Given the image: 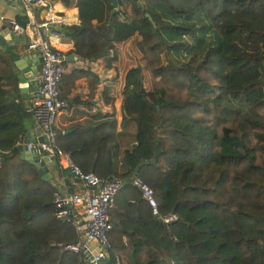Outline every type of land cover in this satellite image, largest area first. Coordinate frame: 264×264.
Returning a JSON list of instances; mask_svg holds the SVG:
<instances>
[{"label":"trees","instance_id":"1","mask_svg":"<svg viewBox=\"0 0 264 264\" xmlns=\"http://www.w3.org/2000/svg\"><path fill=\"white\" fill-rule=\"evenodd\" d=\"M128 1L145 26L135 45L151 90L138 82L134 92L141 103L128 110L135 129L122 153L124 170L114 174L112 167L114 120L101 135L95 133L103 123L63 134L54 127L56 144L83 171L123 180L108 209L109 253L117 252L121 264H131L130 251L136 264H264V0ZM74 3L80 23L73 51L107 53L120 9L111 0ZM25 20L16 17L20 26ZM179 50L189 58L169 57ZM11 60L0 49V78ZM85 132L93 134L79 139ZM16 133L0 135V149L10 148L0 160V264H75L78 254L63 248L76 239L74 228L55 217V189L19 157ZM154 147L155 161L136 174L152 189L158 213L177 215L168 224L128 180ZM101 161L106 169L99 174Z\"/></svg>","mask_w":264,"mask_h":264},{"label":"crops","instance_id":"2","mask_svg":"<svg viewBox=\"0 0 264 264\" xmlns=\"http://www.w3.org/2000/svg\"><path fill=\"white\" fill-rule=\"evenodd\" d=\"M46 1L45 5L34 6L32 15L35 20L50 17L56 19L48 24L44 37L63 57L64 70L59 90L68 105L56 116L55 128L63 134L73 131L76 125L95 126L103 123L95 133L101 135L110 132L109 121L114 120L115 145L112 146L111 162L114 174H119L125 168L121 159L123 150L131 148L134 143L135 123L127 117L128 110L135 109L141 103L135 98L134 92L137 91L138 82L139 89L145 91L148 74L142 55L135 45L139 38L137 31L145 29V26L137 20L128 0L117 1L121 13L114 18L116 23L112 31L113 39L107 53L85 57L73 51L74 31L80 23L75 0H70L68 5H64L61 0ZM23 16L25 14L20 0H0V49H7L12 54L10 73L0 78V135L8 136L17 132L21 142L27 132L38 130L27 105L35 94L39 69L37 54L26 49L22 36L11 28V21ZM91 21L96 23L95 19ZM57 26H60V30ZM165 35L173 40L169 34ZM181 37L190 42L188 35L182 34ZM181 55L185 56L186 51L169 53L171 59H177ZM34 68L36 71L31 78L26 79L25 88L21 90L19 84L22 83L18 75L22 69L29 72ZM122 115L125 117L122 118ZM92 134L81 133L79 139L91 137ZM68 139L70 138H63L61 144H68ZM2 150L9 152L10 148L5 147ZM94 167L92 163L90 169L93 170ZM105 169L102 161L95 167L99 174ZM47 170L49 174L45 180L55 190L70 192L81 187L80 182L59 166L56 160L47 165ZM106 176L112 174L108 173Z\"/></svg>","mask_w":264,"mask_h":264},{"label":"built area","instance_id":"3","mask_svg":"<svg viewBox=\"0 0 264 264\" xmlns=\"http://www.w3.org/2000/svg\"><path fill=\"white\" fill-rule=\"evenodd\" d=\"M25 22L19 25L12 20L11 28L21 35L26 49L33 50L39 60L35 94L31 97L27 110L32 116L39 134L43 140L36 142L39 153L52 156L59 166L74 176L81 187L70 191L53 192L54 215L67 221L77 235L74 241L65 242L63 248L78 254L75 264H97L107 260V264H121L117 252L109 253L110 247L107 232L110 229L108 209L111 206L117 190L123 180L116 176H103L93 171H83L70 157L67 151L61 149L55 142V120L58 113L68 105V101L60 94L59 80L64 70L63 57L44 37L48 24L55 21L53 17L35 20L32 9L37 5H45L46 0H20ZM21 143L16 139L14 145ZM28 147L32 142L26 143ZM0 149V160L3 153ZM129 182L134 185L150 206L151 213L158 216L163 223L177 219L174 212L160 215L157 203L150 186L136 173L129 176Z\"/></svg>","mask_w":264,"mask_h":264},{"label":"water","instance_id":"4","mask_svg":"<svg viewBox=\"0 0 264 264\" xmlns=\"http://www.w3.org/2000/svg\"><path fill=\"white\" fill-rule=\"evenodd\" d=\"M111 3L113 6L117 7V0H111ZM57 28L58 30H60V26H57ZM35 71H36L35 68L29 70V72L28 70L26 71L24 69L21 70L20 74L18 75L19 81L20 83H22V85L19 84L21 90L25 88L26 79L31 78L33 76L32 73H34ZM141 90L143 89L141 88ZM42 140H43V136L39 134L38 130L32 131L31 133L27 132V134H25L24 136L23 142L17 145V148H18L19 157L32 164L35 167L41 179H46V176H48L47 174H49L47 170V165L53 163L54 159L52 156H47L43 153L38 152L36 142L37 141L40 142ZM27 142H32L33 143L32 146L28 147L26 144ZM158 152L159 149L157 147H154L153 156H151L149 159H140L138 164L134 167L133 172L137 173L139 166L142 165L143 163H153L155 161V156L158 154ZM156 219L160 221L158 216H156ZM128 255L131 264H136L133 251H130ZM107 263H108L107 260H104L102 262H97V264H107ZM147 263H148V259L145 260L144 264Z\"/></svg>","mask_w":264,"mask_h":264},{"label":"rangeland","instance_id":"5","mask_svg":"<svg viewBox=\"0 0 264 264\" xmlns=\"http://www.w3.org/2000/svg\"><path fill=\"white\" fill-rule=\"evenodd\" d=\"M187 58H189L188 55L187 56L186 55L185 56L181 55V56H178L177 59H174V60L185 61ZM160 61H161V63H167L168 62L167 58L165 57L164 52H162L160 54ZM143 63H144V66H145V70L148 72L147 77L145 79L144 88H145V91H149V90H151V78H150L148 67H147L146 62L144 61V59H143Z\"/></svg>","mask_w":264,"mask_h":264}]
</instances>
